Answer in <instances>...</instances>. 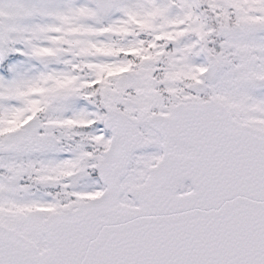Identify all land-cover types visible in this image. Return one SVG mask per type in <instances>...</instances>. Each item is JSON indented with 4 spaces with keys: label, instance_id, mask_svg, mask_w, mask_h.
Segmentation results:
<instances>
[{
    "label": "snow or ice",
    "instance_id": "obj_1",
    "mask_svg": "<svg viewBox=\"0 0 264 264\" xmlns=\"http://www.w3.org/2000/svg\"><path fill=\"white\" fill-rule=\"evenodd\" d=\"M0 264H264V0H0Z\"/></svg>",
    "mask_w": 264,
    "mask_h": 264
}]
</instances>
